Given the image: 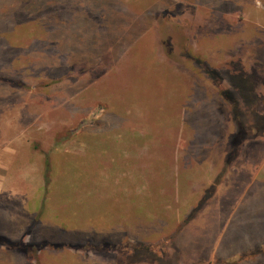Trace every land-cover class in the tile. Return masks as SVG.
Returning a JSON list of instances; mask_svg holds the SVG:
<instances>
[{
	"label": "rangeland",
	"instance_id": "obj_1",
	"mask_svg": "<svg viewBox=\"0 0 264 264\" xmlns=\"http://www.w3.org/2000/svg\"><path fill=\"white\" fill-rule=\"evenodd\" d=\"M123 134L157 161L137 208L83 166ZM8 143L0 264H264V0H0Z\"/></svg>",
	"mask_w": 264,
	"mask_h": 264
},
{
	"label": "crops",
	"instance_id": "obj_2",
	"mask_svg": "<svg viewBox=\"0 0 264 264\" xmlns=\"http://www.w3.org/2000/svg\"><path fill=\"white\" fill-rule=\"evenodd\" d=\"M113 137H118L120 140L115 139ZM149 138L150 136L147 135H141V134H123V135H118V136H111V135H96L93 136L92 142H100L99 144L103 143V145L99 148L97 147L98 145H90L89 146V151L88 152V156L87 159H83V166H87L88 167V171L87 174L89 176V181L91 180V187L93 186L95 190H97V188L100 186L99 184V180L100 177L102 176V174H106L107 170L109 169H113L114 173L116 171V168H119V175H121V177L119 178L121 181L118 183L120 191H115L116 188L114 185H108L105 184V186L112 188V186L114 188L113 189V193L111 194V196L113 197H118L121 196L122 201H126L125 206L128 207V201L129 199L133 200L136 199L135 202L132 203L131 206L133 207H138L139 203L142 202L143 199V203H144V197H143V180H144V171H145V164H150V165H155L157 167V161L156 159H154L156 156L153 155V150H146L144 149V138ZM120 142V144L116 143V142ZM107 142H110L111 144L109 145H104ZM129 142L131 143L130 145L128 144H123ZM6 146H8L6 148L5 151H3L0 154V171L4 170L5 174L11 170V167L14 165L15 162V158H16V151L14 150L12 144H6ZM23 146H25L24 148H27L26 145L24 144ZM22 146V147H23ZM21 147V148H22ZM10 148V150H9ZM27 150H29L27 148ZM26 150V151H27ZM124 150V152L122 153V151ZM112 151H116V153H118L120 156H122V158H118L117 160V156L113 155L111 157V159L109 158H105L104 154L109 153ZM30 152V151H29ZM146 154V155H145ZM145 158H151V160H147L145 161ZM38 162H41L38 160ZM86 163V164H85ZM81 169H79L80 172ZM113 173V172H112ZM4 174V175H5ZM116 177V175H115ZM105 178V183H107V180L110 178L106 177V175H104ZM107 178V179H106ZM118 180V179H117ZM6 180L4 179V181H0V193L3 195L5 194L2 191H9V189H12V183H10V179H9V186H6ZM7 183V184H8ZM114 183V182H113ZM5 184V185H3ZM117 187V186H116ZM40 188V186H38L36 189L38 190ZM251 188V187H250ZM249 188V191H250ZM262 191H264V187L261 189ZM100 191V190H99ZM112 192V191H110ZM122 193V195H121ZM249 194V192H247L246 196ZM104 194H100L99 196H103ZM245 196V197H246ZM138 198L139 201L138 202ZM244 201V199H243ZM242 199H240V201L238 202V205L235 207L233 213L231 214V212L227 215H229L227 217V220H229L230 222H238V219H236V216L238 214V212L240 211V205H241ZM248 204V203H247ZM141 207H142V203H141ZM238 208V209H237ZM224 209V208H223ZM223 212H225V210H222ZM216 213H212L211 218L213 220V223L215 221L219 222V220H222V216H225V214L217 213L218 216H216ZM233 214H235L233 216ZM112 218V217H111ZM115 220H117V217H113ZM113 221V220H112ZM121 222V221H120ZM124 222V220H123ZM121 222V225H124V223ZM240 223V222H239ZM216 224H214L215 226ZM123 227V226H122ZM225 227V226H224ZM122 229V228H121ZM218 229V227H217ZM122 231V230H121ZM138 231V229H137ZM135 231V232H137ZM236 232V231H235ZM261 232H264L261 231ZM123 234V232L120 233V237ZM178 233H176V235L174 234L173 237L171 236L172 240L174 238H178ZM226 232L222 235L223 240H221V244L225 245L227 242V240L225 241L226 238ZM258 236V235H256ZM256 238V237H254ZM234 239V237H233ZM249 241V240H248ZM251 244V243H250ZM220 246V243L218 244V247ZM192 252H194V250H192ZM199 254H202V248L200 247L199 249ZM220 252V247L218 248V251Z\"/></svg>",
	"mask_w": 264,
	"mask_h": 264
},
{
	"label": "trees",
	"instance_id": "obj_3",
	"mask_svg": "<svg viewBox=\"0 0 264 264\" xmlns=\"http://www.w3.org/2000/svg\"><path fill=\"white\" fill-rule=\"evenodd\" d=\"M205 72H206V74H208V73H209V74H210V73L212 74L211 70H209V69H205ZM212 75H214V74H212ZM216 76L218 77L219 75L216 74ZM217 77H215V78H217ZM222 96H223L227 101L233 103L234 106H235L234 108H236V104H235L236 102H235L234 100H232V98L229 96V94H228L227 91L223 90V91H222ZM211 188H212V190H215L214 187H211Z\"/></svg>",
	"mask_w": 264,
	"mask_h": 264
}]
</instances>
